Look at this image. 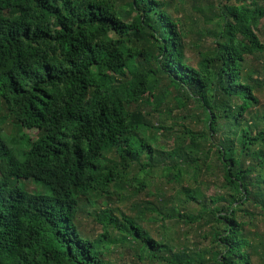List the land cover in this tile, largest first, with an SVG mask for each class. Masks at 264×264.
<instances>
[{"label":"trees","instance_id":"trees-1","mask_svg":"<svg viewBox=\"0 0 264 264\" xmlns=\"http://www.w3.org/2000/svg\"><path fill=\"white\" fill-rule=\"evenodd\" d=\"M0 264H264V0H0Z\"/></svg>","mask_w":264,"mask_h":264},{"label":"rangeland","instance_id":"rangeland-1","mask_svg":"<svg viewBox=\"0 0 264 264\" xmlns=\"http://www.w3.org/2000/svg\"><path fill=\"white\" fill-rule=\"evenodd\" d=\"M31 135L32 136H34V131H31ZM25 182H27L28 183V187L29 188H32L33 187V184L31 183V181L30 180H27V179H23ZM208 193H211V190H209V191H207ZM86 226L87 227H89L90 225L87 223L86 224ZM90 231H92V230H97V231H99L100 230V224H96V222L95 223H93L92 225H91V227H90Z\"/></svg>","mask_w":264,"mask_h":264},{"label":"clouds","instance_id":"clouds-1","mask_svg":"<svg viewBox=\"0 0 264 264\" xmlns=\"http://www.w3.org/2000/svg\"><path fill=\"white\" fill-rule=\"evenodd\" d=\"M31 131H34V130H28L27 132H29L30 133V135H31ZM34 135H35V131H34ZM32 136V135H31ZM22 179H27V180H29L28 178H22ZM33 188V187H32Z\"/></svg>","mask_w":264,"mask_h":264}]
</instances>
